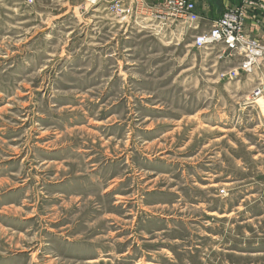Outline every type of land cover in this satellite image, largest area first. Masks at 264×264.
<instances>
[{
  "label": "rangeland",
  "instance_id": "1",
  "mask_svg": "<svg viewBox=\"0 0 264 264\" xmlns=\"http://www.w3.org/2000/svg\"><path fill=\"white\" fill-rule=\"evenodd\" d=\"M108 6L0 0V264H264V58Z\"/></svg>",
  "mask_w": 264,
  "mask_h": 264
},
{
  "label": "built area",
  "instance_id": "2",
  "mask_svg": "<svg viewBox=\"0 0 264 264\" xmlns=\"http://www.w3.org/2000/svg\"><path fill=\"white\" fill-rule=\"evenodd\" d=\"M33 1L26 0L28 4ZM80 1L92 6L106 0ZM107 9L128 26L154 31L170 43L179 44L185 35L192 34V44L197 49L216 44L231 50L242 49L245 59L238 69L247 72L264 58V0H242L238 5L227 6L221 16L204 29L193 0H109ZM248 19L261 28L263 36H252L246 30ZM238 69L230 70L229 77L235 78Z\"/></svg>",
  "mask_w": 264,
  "mask_h": 264
},
{
  "label": "crops",
  "instance_id": "3",
  "mask_svg": "<svg viewBox=\"0 0 264 264\" xmlns=\"http://www.w3.org/2000/svg\"><path fill=\"white\" fill-rule=\"evenodd\" d=\"M196 4V10L200 15L202 28H207L209 24L219 18L227 6H235L242 2V0H193ZM202 20L205 24H203ZM246 30L252 36H263L261 28H258L256 23L248 19L246 23Z\"/></svg>",
  "mask_w": 264,
  "mask_h": 264
}]
</instances>
